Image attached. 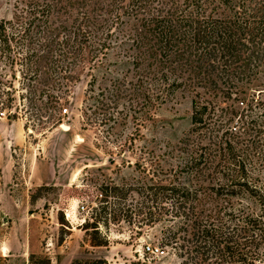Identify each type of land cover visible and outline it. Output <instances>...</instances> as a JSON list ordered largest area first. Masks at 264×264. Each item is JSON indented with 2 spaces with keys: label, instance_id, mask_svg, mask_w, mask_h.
Masks as SVG:
<instances>
[{
  "label": "trees",
  "instance_id": "trees-1",
  "mask_svg": "<svg viewBox=\"0 0 264 264\" xmlns=\"http://www.w3.org/2000/svg\"><path fill=\"white\" fill-rule=\"evenodd\" d=\"M83 75V109L101 122L153 119L176 95L193 103L179 164L107 183L84 224L91 243H109L111 220L146 211L148 223L169 221L162 242L180 264H264V176L246 153L264 146V0H11L0 17V115L56 123Z\"/></svg>",
  "mask_w": 264,
  "mask_h": 264
},
{
  "label": "rangeland",
  "instance_id": "rangeland-1",
  "mask_svg": "<svg viewBox=\"0 0 264 264\" xmlns=\"http://www.w3.org/2000/svg\"><path fill=\"white\" fill-rule=\"evenodd\" d=\"M10 15L11 0H0V17ZM88 81L83 75L70 82L68 102L54 112L56 123H25L23 113L15 119L0 115V264H70L82 257H106L109 264H180L162 242L168 220L148 223L146 211L132 220H111L101 228L107 245H93L84 224L99 214L107 183L148 180L141 165L149 177L154 170V177H166L170 163L179 164L176 147L193 126L192 98L176 95L153 119L106 123L102 112L83 109ZM242 99L239 105L245 106L248 99ZM246 153L249 167L264 176V146ZM148 243L160 252L148 250Z\"/></svg>",
  "mask_w": 264,
  "mask_h": 264
},
{
  "label": "built area",
  "instance_id": "built-area-1",
  "mask_svg": "<svg viewBox=\"0 0 264 264\" xmlns=\"http://www.w3.org/2000/svg\"><path fill=\"white\" fill-rule=\"evenodd\" d=\"M147 249L152 251V252H155V253L160 252V247L159 246H155L152 243H148L147 244Z\"/></svg>",
  "mask_w": 264,
  "mask_h": 264
}]
</instances>
